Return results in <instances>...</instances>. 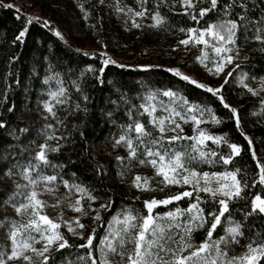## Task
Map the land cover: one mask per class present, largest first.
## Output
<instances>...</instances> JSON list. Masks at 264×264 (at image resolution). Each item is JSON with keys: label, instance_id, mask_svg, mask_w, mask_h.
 <instances>
[{"label": "trees", "instance_id": "1", "mask_svg": "<svg viewBox=\"0 0 264 264\" xmlns=\"http://www.w3.org/2000/svg\"><path fill=\"white\" fill-rule=\"evenodd\" d=\"M227 0H219L218 7ZM3 3H11L19 6L20 18L14 8L0 7V120L4 126L0 127V249L10 251L8 232L10 221L16 220L22 223L21 215L15 212L14 204L22 203L20 195L15 196L10 203L5 201L17 189L13 182L24 181L20 175L23 167L29 161L35 163V153L39 151V145L45 143V137L55 135L64 139L48 140L47 143L55 147L60 144L59 151L49 152L48 159L52 165L61 167L52 168L41 164L40 171L45 175L60 174L70 183L75 181L83 183L93 193L100 197L92 202L93 208H99L96 203H110L111 207L101 211V220H93L94 211H89L81 222L88 224L91 221L90 232L83 238L73 236L65 228L61 232L68 239L72 247L53 250L54 264H83L78 257L86 256V249L76 247L84 244L86 237L95 229L93 244L100 243L104 235L109 219L124 210H131L133 214H147L143 201L155 196L157 199L184 190L180 186H170L163 192H143L135 188L131 181L136 174L151 177L153 187H163L159 184L161 177L154 176V169L150 166H138L135 162L121 171V164L115 157H126L127 151L123 144L113 147L115 138L121 134V126L130 122L128 111L132 109V118H139L146 128L156 135V132L148 125L147 114L137 117L139 106L145 102L149 91L172 88L180 90L190 101L210 106L215 115L222 120L220 124L208 123L205 128L210 134H227L230 143L241 145V154L234 157L228 170L241 169L238 178L247 180L249 187L245 189L243 199L229 202V213L222 217V222L213 231V238L223 234L225 227L229 225L228 217L242 224L243 237L234 246L238 249L246 248L250 240L255 237L257 243L264 238V214L253 213L245 219V214L251 211V198L260 194L264 198V186L259 181L254 185L259 169L251 153L255 151L256 158L264 163V112L260 111V100L247 93L237 83L235 70L229 80L225 82L223 77L219 79L207 78L198 80L212 86L223 84L221 93L227 103L238 108L243 133L251 139V149L248 142L240 135L235 126L234 119H229V111L216 100L210 93L188 85L178 77L166 71L169 67H176L183 71H189L194 60V52L190 47L178 45V41L185 39L186 34L179 31L180 28L206 27L210 21L223 18L216 10L208 12L199 24L192 21L189 15L183 11L179 0H165L160 4L159 11L166 18V22L157 28L149 27L152 24L151 13L157 9L154 0H147L145 7L148 9L144 17H136L142 26L133 28L131 19H127L125 13H116V0H38L33 5L27 0H3ZM194 12L198 14L200 8L209 7V0H193ZM89 13L88 19H84L83 13L78 7ZM127 4L132 9L139 11L140 5L136 0H119L121 8ZM41 16V21H49V28H56L63 36L61 41L43 23L35 21L28 26L22 41L13 43L14 38L24 26V14L35 9ZM249 9L253 8L251 0ZM264 7V4H261ZM236 8L230 18L235 19ZM251 18L247 32L243 27L237 30L236 44L242 56L239 63L240 70L248 72L250 76H264V42L253 37L258 27L264 28V24L258 21L259 9L248 12ZM238 23H240L238 21ZM94 26V27H90ZM264 36V31L260 32ZM102 42V43H101ZM80 49L81 51H76ZM95 52L96 55L85 56L83 53ZM106 52L107 57L117 61L116 64L103 65L100 53ZM191 52V53H190ZM247 59H244V57ZM14 57V59H13ZM152 65L144 69L136 65ZM88 65L95 69L104 68V72L86 71ZM120 65H125L120 67ZM159 67H156V66ZM81 72L84 76L81 77ZM58 73V79L67 90L64 97L66 103L54 104L55 116L46 112L43 101L48 100V91L55 90L59 85L56 79H50L45 83V77ZM99 77V79H97ZM73 81L79 85L74 86ZM88 100L83 99L84 96ZM157 100L167 102L168 98L162 93ZM80 104V109H76ZM136 106V107H133ZM88 111L84 112L83 109ZM253 113H256L253 115ZM208 119L207 114L204 119ZM67 124L64 133L55 132L56 127ZM52 125L47 129L46 125ZM23 129V131H21ZM186 136H191V130L184 131ZM191 141L175 143L177 150L183 151L185 146L191 151ZM205 151H216L218 154H227L229 148L221 143L214 144L207 141L203 147ZM215 159V158H214ZM124 164H128L124 160ZM102 165L99 174L97 166ZM197 169H214L224 171L222 163L214 165L194 164ZM11 170V175L7 174ZM75 173V176H73ZM246 173V175H245ZM35 176V173H33ZM19 184V183H18ZM59 186L64 187L62 184ZM187 187V186H186ZM21 192V189L18 190ZM204 200L201 207L205 209V215L217 205L204 193L200 194ZM110 198V200L108 199ZM192 198H182L168 205H158L153 209L156 215L165 210L187 209ZM87 209L88 201H83ZM7 218V219H6ZM193 233V242L200 243L207 234V227ZM260 233V235H256ZM131 248V245H128ZM93 254L99 257V253L93 248ZM118 264L121 258L117 255ZM8 264H23V261L12 260Z\"/></svg>", "mask_w": 264, "mask_h": 264}, {"label": "snow or ice", "instance_id": "2", "mask_svg": "<svg viewBox=\"0 0 264 264\" xmlns=\"http://www.w3.org/2000/svg\"><path fill=\"white\" fill-rule=\"evenodd\" d=\"M103 3V0H99ZM140 5V10L136 11L130 6L121 8L119 0H116L115 12L125 13L126 21L131 19V26L139 28L142 25L137 22L136 17H144L148 9L145 7L147 0H136ZM165 0H154V7L157 9L151 13L152 24L149 27L157 28L166 22V18L159 11L160 4ZM175 3L176 0H173ZM183 7V11L189 15V18L199 24V21L205 15L216 10L223 18H218L216 21H210L206 27H188L180 28L179 31L186 34V38L178 41L179 45H203L200 54L195 57V60L205 70L213 75L220 76L222 73L223 80L227 82L229 77L233 75V70L239 72L241 66L234 63L239 57V46L236 44L237 30L243 27L247 32L249 23L252 22L248 16V12L254 9H259V23L264 24V0H251L253 8L249 9V0H227L222 6L218 7L219 0H209V7L200 8L198 14L194 12L193 0H179ZM0 7L14 8L19 15V6L11 3H3L0 0ZM84 19H88L89 13L83 8L82 4H78ZM239 8L240 11L235 13L236 18H230V14ZM43 23L45 28H49V21H41L39 17L24 14V26L13 40V43L22 41L25 37L28 26L33 23ZM238 21L240 23H238ZM90 27H94L91 26ZM61 41H64L63 34L56 28H49ZM264 28L258 27L256 35L253 37L258 41L264 42V36L260 32ZM67 43V41H64ZM102 43V42H101ZM210 48L212 57H209V52L205 49ZM76 51H81L77 49ZM235 51V55L233 52ZM264 51V49H262ZM85 56L96 55L95 52L89 53L85 51ZM102 64H116L117 61L107 57L106 52L100 53ZM14 59V57H13ZM244 59H247L245 56ZM211 60L212 66L208 67V61ZM231 65V68L228 66ZM125 65H120L124 67ZM138 68L148 69L152 65H136ZM156 67H159L158 65ZM227 70V71H226ZM86 71L104 72V68L95 69L92 65H88ZM167 72L178 77L181 81L187 82L188 85L203 90L204 93H210L229 111V119H234L235 126L248 142V147L251 149L252 141L248 138L241 128V121L238 115V108L231 106L226 102L221 93L223 84L212 86L207 83L199 82L197 79L183 73L179 68L169 67ZM58 73H53L51 76L45 77V83L50 79H56L57 85L55 90L48 91V100L43 101V107L46 112L55 116L54 104L66 103L64 97L67 90L62 86V81L59 80ZM81 77L84 72H81ZM248 72H241L237 76V83L253 96H256L259 91H264V76L259 77V83L254 88L246 83ZM99 79V77H97ZM253 80H257L256 76H252ZM77 89L79 85L73 81ZM162 93L163 97H167V102L157 100V96ZM85 101L88 97H83ZM260 111L264 112V99L260 100ZM76 109H80V104H76ZM136 107V106H133ZM163 114L157 115V109ZM141 111H137V117L143 116L145 113L148 118V125L155 130L156 135L149 131L145 124L139 118H132V109H129L128 116L130 122L121 126V134L115 138L113 147L123 144L127 151L126 157L116 156L115 159L121 164V171L117 175L123 177L129 165L135 162L138 166H150L154 169V176L161 177L159 184L163 187H153L151 177L141 176L136 174L131 181L132 185L143 192H163L165 188L170 186H180L184 190L174 194L157 199L153 196L151 199L143 201V206L147 210V214H133L131 210H124L122 213H117L110 221L108 234L100 238V243L93 244L95 229L92 230L84 244L76 245L79 248L86 249V256L78 257L83 264H112L108 259L110 254L119 255L121 264H264V238L259 243L255 237L245 246L246 251L235 256H230L228 253V245L230 243H239V238L243 237L242 224L238 221H233L229 215V226L225 229V236L213 238V231L222 222V217L229 213V202L236 199H243L245 189L249 187L247 180L238 178V173L241 169L228 170L230 162L233 158L241 154V145L238 143H230L227 139V134L213 135L206 128L199 127L205 123L204 117L207 114L208 120L213 124H220L222 120L215 115L214 109L207 105H202L194 101H190L180 90L172 88L149 91L145 97V102L139 106ZM84 112L88 109L85 107ZM256 113H253L255 115ZM191 122L193 134L186 136L183 134L182 124ZM4 126V121L0 120V127ZM47 129H51L52 125H46ZM23 131V129L21 130ZM171 132V135L167 133ZM57 138L55 135L45 137V143L39 145V151L35 153V163L30 160L28 165L23 167L20 175L23 177L26 184H15L16 192L12 193L7 198L6 203L20 195L23 202L14 204L13 207L18 215H27L26 223H18L16 220L10 221L8 239L10 240V251L0 249V264H8L12 260H22L23 264H54L53 250L59 251L72 247L68 239L61 232V224H63L69 233L73 236L84 237V230L87 225L81 222L83 217H86L89 211H94L93 220L99 222L101 220V211L111 207L110 203L100 204L99 208H93L92 202L100 199L93 195L92 191L83 183L75 181L69 182L63 179L58 174L45 175L40 171V166H51L52 168L61 167L52 165L48 159L49 152L59 151L61 145L56 144L55 147L50 146L47 141ZM177 141H191V151L185 146L183 151L177 150L175 143ZM206 141H212L216 145L223 143L229 148L227 154H218L216 151H205L202 146ZM252 159L256 161V166L259 172L256 174L252 184L264 186V163H261L257 158L255 151L251 153ZM215 158V159H214ZM124 160L128 164H124ZM222 163L225 166L224 171H198L194 164L214 165ZM102 165L97 166L99 174ZM35 173V176H33ZM11 175V170L8 171ZM246 175V173H245ZM75 176V173H73ZM62 184L68 192L65 196L56 200L52 207L61 205L65 200H68L67 206L78 213L72 220H63V212L59 213L58 220L50 218L44 213V209L48 207L46 201L40 199V195L44 192L54 194L56 188ZM43 185V188H39ZM187 186V187H186ZM21 188L29 189L27 195L20 193ZM78 193L74 200L68 199L72 192ZM201 193L207 194L212 201L217 205L212 211L205 215V209L201 207L204 200ZM194 200L188 204L187 209L176 208L163 214H153V209L158 205H168L173 201H180L182 198H192ZM88 201L87 209L83 201ZM110 200V198H108ZM264 214V198L260 194L251 198V211L245 214V219L253 213ZM187 215V219L180 221L181 216ZM7 219V218H6ZM161 221H167L161 223ZM207 227V234L199 245L193 242V233L201 228ZM256 235H260L257 233ZM230 238V239H229ZM39 243L42 246L36 247ZM131 245V248H128ZM93 248L99 253V257L94 256ZM68 264H72L71 261Z\"/></svg>", "mask_w": 264, "mask_h": 264}, {"label": "rangeland", "instance_id": "3", "mask_svg": "<svg viewBox=\"0 0 264 264\" xmlns=\"http://www.w3.org/2000/svg\"><path fill=\"white\" fill-rule=\"evenodd\" d=\"M38 0H27V2H30V4L31 5H33L34 3H36ZM124 7H129V5H127V4H125L124 5ZM37 8H38V6H36V8L35 9H31V10H29L28 11V15H33V16H41L40 14H39V11L37 10ZM132 8V7H131ZM187 47H190V50H191V52H194V60H193V63H192V65H191V67H190V70L189 71H183V70H180L181 72H183V73H185V74H187V75H189V76H191V77H193V78H195V79H197V80H200V79H202V80H206L207 78H213V79H219V78H221V77H223L225 74H226V72L225 73H222L220 76H213V75H211V74H209L206 70H205V68H204V66H202V65H200L196 60H195V57L196 56H198L199 54H200V50H201V48H203L204 46L203 45H193V44H189ZM206 51H208L209 52V57H212L213 56V53H211V50H210V48H208V49H205ZM190 52V53H191ZM233 54L235 55V51L233 52ZM241 60H242V56H241V53H240V50H239V57L234 61V63H236V64H239L240 62H241ZM208 67H211L212 66V62H211V60H209L208 62ZM229 68H231V65H229L228 66ZM227 71V70H226ZM234 71V70H233ZM241 72H243V71H239V72H237V71H235V73H236V77L241 73ZM246 83H248L250 86H252V87H256L257 86V84L259 83V79H257V80H253L252 79V76H250V75H248V77H247V79H246ZM258 100H262V99H264V91H259L258 92V94L255 96ZM157 115H160V114H163L161 111H160V109L158 108L157 109V113H156ZM205 120V123H202L201 125H199V127H203V128H205V126H207V124L208 123H210V120H208L207 118L206 119H204ZM66 126H67V124L65 123V124H61V125H59L58 127H56V129H55V132L56 133H58L59 135L60 134H62V133H64V131H65V128H66ZM182 127H183V133H184V131H189V130H191L192 131V124H191V122H189V123H187V124H182ZM193 132V131H192ZM168 135H171L172 133L171 132H169V133H167ZM207 142V141H206ZM206 142H205V145H206ZM204 145V146H205ZM204 146H202V147H204ZM198 171H209V172H215V171H219V170H214V169H210V168H208V169H197ZM141 176H146V175H141ZM21 184V185H24V184H26L27 183V181H17V182H13V184L15 185V184ZM39 188H43V185H40L39 186ZM29 191V189H26V188H21V192L20 193H23L24 195H27V192ZM68 192V190L65 188V187H61V186H58L57 188H56V190H55V193L54 194H50V193H47V192H44L43 194H41L40 195V199H42V200H44V201H46L47 202V204L49 205L48 207H46L45 209H44V213L45 214H47L50 218H52V219H54V220H57V222H59V220H58V215H59V213H61V212H63V217H62V219L63 220H72V218L73 217H75L76 215H78V213H76L75 211H73L71 208H69L68 206H67V203H68V200H65L61 205H59V206H56V207H52L51 205H54L55 204V202H56V200L57 199H59V198H61V197H63V196H65V194ZM77 195H79L78 193H75L74 191L72 192V194H71V196L70 197H68V199H70V200H74L75 199V197L77 196ZM100 205V203H96V206H99ZM183 210V209H182ZM169 211H173V210H171V209H169V210H165V211H163V212H160V213H158V214H163V213H166V212H169ZM116 215V214H115ZM114 215V216H115ZM114 216H112L110 219H109V221L114 217ZM21 217H22V219H20L21 220V222L22 223H26L27 222V219H28V217H27V215H21ZM188 217H187V215L185 214L184 216H181L180 218H179V220L180 221H184V220H186ZM109 221H108V223L106 224V228H105V231H104V235L103 236H105V235H107L108 234V227H109ZM91 221H89V223L88 224H85V225H87V228L84 230V236L85 235H87L89 232H90V226H91V223H90ZM167 221H161V223H166ZM229 226V225H228ZM228 226H226L225 227V229L228 227ZM63 228H65L66 230H67V228L63 225V224H61V229L60 230H62ZM226 235V233H225V231H224V233L223 234H221V235H219L218 237H221V236H225ZM218 237H215V238H218ZM230 239V238H229ZM194 244H196V245H199V243H194ZM36 247H41L42 245L41 244H39V243H37L36 245H35ZM228 253H229V255L230 256H235V255H239V254H241V253H243V252H245L246 251V248H241V249H238V248H236L235 246H234V243H230L228 246ZM108 259L112 262V264H118V260H117V255H114V254H110L109 255V257H108ZM18 261V260H17ZM20 261H22V260H20Z\"/></svg>", "mask_w": 264, "mask_h": 264}]
</instances>
